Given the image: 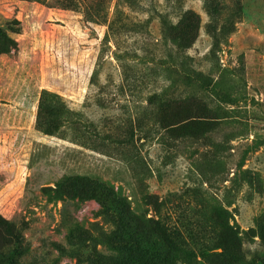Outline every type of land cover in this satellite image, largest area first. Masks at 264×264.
Returning <instances> with one entry per match:
<instances>
[{
    "label": "rangeland",
    "instance_id": "374dc122",
    "mask_svg": "<svg viewBox=\"0 0 264 264\" xmlns=\"http://www.w3.org/2000/svg\"><path fill=\"white\" fill-rule=\"evenodd\" d=\"M124 261L264 264V0H0V264Z\"/></svg>",
    "mask_w": 264,
    "mask_h": 264
},
{
    "label": "trees",
    "instance_id": "16d2710c",
    "mask_svg": "<svg viewBox=\"0 0 264 264\" xmlns=\"http://www.w3.org/2000/svg\"><path fill=\"white\" fill-rule=\"evenodd\" d=\"M91 196L97 201L102 209H110L116 214L118 219L126 220L135 226H139V221L130 215L124 200L120 198L112 188L106 187L103 184L94 183V187L91 190ZM151 223H154L155 230L158 231L164 239L168 240V238L171 237L169 234L171 233V229L165 227L163 224L160 225L159 222H153L151 220ZM121 264H127V262L124 261L121 262Z\"/></svg>",
    "mask_w": 264,
    "mask_h": 264
}]
</instances>
